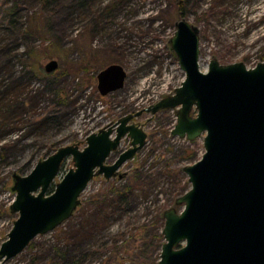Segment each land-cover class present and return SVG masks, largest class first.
I'll list each match as a JSON object with an SVG mask.
<instances>
[{
  "label": "rangeland",
  "instance_id": "obj_1",
  "mask_svg": "<svg viewBox=\"0 0 264 264\" xmlns=\"http://www.w3.org/2000/svg\"><path fill=\"white\" fill-rule=\"evenodd\" d=\"M10 8L14 15H8ZM182 17L200 29L203 71L213 58L249 68L264 62V0H0V245L19 216L10 208L15 174H29L63 146L83 149L91 133L149 107L182 84L185 71L170 42ZM52 59L58 68L47 72ZM115 63L127 72L124 87L102 95L98 74ZM39 65L43 76L36 74ZM132 122L143 125L148 137L120 168L123 176H95L69 219L0 264L52 260L57 246L69 245L73 230L94 208L92 199L126 185L138 197L105 230L113 234L135 223L141 227L137 236L146 239L152 226L160 227L159 215L191 187L183 168L202 158L203 138L191 142L172 136L177 109L144 112ZM129 146L125 137L117 152ZM72 167L69 156L47 194ZM104 256L91 258L98 263Z\"/></svg>",
  "mask_w": 264,
  "mask_h": 264
},
{
  "label": "water",
  "instance_id": "obj_2",
  "mask_svg": "<svg viewBox=\"0 0 264 264\" xmlns=\"http://www.w3.org/2000/svg\"><path fill=\"white\" fill-rule=\"evenodd\" d=\"M170 42L186 75L173 94L91 133L83 149L63 146L29 174L14 175L16 197L10 208L19 216L0 245L1 261L69 219L95 176L115 177L145 146L148 134L132 122L135 117L177 109L172 136L189 141L202 137L205 152L183 168L190 189L163 211L158 264H264V62L249 68L244 62L222 64L213 58L203 71L200 29L184 17L176 22ZM58 65L52 59L45 71ZM126 78L123 66L110 64L98 74V88L106 95L123 88ZM125 137L131 146L107 163ZM69 156L74 167L47 194Z\"/></svg>",
  "mask_w": 264,
  "mask_h": 264
},
{
  "label": "trees",
  "instance_id": "obj_3",
  "mask_svg": "<svg viewBox=\"0 0 264 264\" xmlns=\"http://www.w3.org/2000/svg\"><path fill=\"white\" fill-rule=\"evenodd\" d=\"M14 11L15 8H10L8 15H14ZM34 49L30 47L31 52L37 54ZM50 50L49 53H52V49ZM35 71L39 76L44 74L40 65L35 66ZM137 197L134 187L126 185L121 189H115L113 195L93 198L94 208L89 214H84L82 221L73 230L69 245L66 248L58 245L55 256L52 260H47L45 264H143L144 262L145 264H158L164 243L163 212L159 215L160 227L159 225L152 226L146 239L140 235L137 236L141 227H136L135 223L113 234L105 230L115 215L121 216L130 211L131 199ZM142 229H145V225ZM90 244L94 248L88 247ZM108 250L110 252H107ZM103 253L105 254L104 259L98 263L92 261L91 255L100 256ZM106 253H109V256Z\"/></svg>",
  "mask_w": 264,
  "mask_h": 264
},
{
  "label": "flooded vegetation",
  "instance_id": "obj_4",
  "mask_svg": "<svg viewBox=\"0 0 264 264\" xmlns=\"http://www.w3.org/2000/svg\"><path fill=\"white\" fill-rule=\"evenodd\" d=\"M200 41H201V37H200ZM146 143H147V142H146ZM145 145H146V144H145ZM130 146H131V139H130ZM130 146H129V147H130ZM129 147H127V148H129ZM127 148H125V149H127ZM118 149H119V148H118ZM125 149H123V150H125ZM123 150H121V151H119V152L115 151V152L110 156V158H111L115 153H117L116 156H115V159H116V158L119 156V154H120ZM135 155H136V154H135ZM110 158L107 160V163H112V162L115 160V159H114L112 162H110V161H109ZM123 165H124V164H123ZM123 165H122V166H123ZM117 175L123 176L122 174H119V172L117 173ZM117 175H116V176H117Z\"/></svg>",
  "mask_w": 264,
  "mask_h": 264
}]
</instances>
